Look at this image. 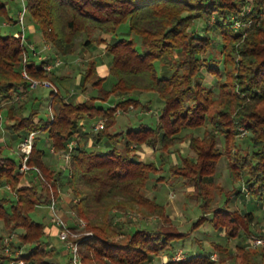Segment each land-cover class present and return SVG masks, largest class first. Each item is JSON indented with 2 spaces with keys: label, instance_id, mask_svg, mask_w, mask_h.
Listing matches in <instances>:
<instances>
[{
  "label": "trees",
  "instance_id": "trees-1",
  "mask_svg": "<svg viewBox=\"0 0 264 264\" xmlns=\"http://www.w3.org/2000/svg\"><path fill=\"white\" fill-rule=\"evenodd\" d=\"M27 10L55 54L71 55L78 47L80 52L97 42L105 44L112 58L105 76L98 75L94 59L82 71V91L90 84L97 94L75 101L68 98V90L52 88L51 112L43 117L38 96L29 92L30 80L21 73L23 51L30 76L53 81L54 70L46 71L45 65L55 55L40 58L15 33L0 30V117L5 111L7 127L20 137L38 132L27 163L39 166L53 188L61 186L70 193L74 220L77 225L85 222L78 238L83 264H149L163 251L170 255L163 264H264V245L252 252L243 242H237L235 250L230 247L231 238L255 234V212L232 210L226 204L214 207L210 190L224 156L232 176L255 199L264 201V0H27ZM0 14L9 22H19L1 0ZM195 20L205 21L203 33L193 28ZM211 26L220 36V57ZM207 73L217 77L218 90L205 79ZM110 76L114 81L106 88L104 82ZM145 91L157 92L163 103L156 123L110 130L119 108L151 106V100L139 98ZM25 93L28 97L20 100ZM112 95L117 99L112 105L99 103ZM212 107L216 108L213 113ZM100 117H106V124L96 128ZM240 125L251 132L246 147L239 141ZM200 126L202 136L180 134ZM39 133L54 153L66 151L69 142L75 141L66 166L57 168L45 160L46 150L39 144L44 137ZM186 136L196 155L170 163V172L193 186L189 195L200 201L204 212L198 224L210 221L215 229L225 230L226 239L211 241L209 252L175 260L171 257L174 243L188 233L173 226L165 205L145 193L151 174L161 167L139 159L136 151L148 144L159 151L165 164L170 147ZM102 142L109 144L107 149L97 148ZM3 148L0 187L8 185L13 193L0 196V223L8 233L20 229L12 248L27 244L20 257L29 264H61L60 250L47 234L51 217L47 222L31 215L40 203L49 207L51 189L36 171H30V178L21 172V154L18 158L3 154ZM130 209L156 214L170 224L149 228L115 218ZM76 223L71 224L73 229ZM3 236L0 232V242ZM11 258L0 243V263Z\"/></svg>",
  "mask_w": 264,
  "mask_h": 264
},
{
  "label": "rangeland",
  "instance_id": "rangeland-1",
  "mask_svg": "<svg viewBox=\"0 0 264 264\" xmlns=\"http://www.w3.org/2000/svg\"><path fill=\"white\" fill-rule=\"evenodd\" d=\"M1 1L6 3L7 11L14 20H18L20 10L24 9V5H26V10H27V0L25 2H23V0H1ZM24 19H25L24 20L25 32L27 35V43H28L26 45L29 46L31 49H33L35 53L38 56H40V58H50L51 56L55 55L54 58L55 59L58 58L60 60V63L54 66L53 68L54 70L53 72L55 76L54 81L47 77L45 78L33 77V78H37L39 80H44V79L51 80L55 86V88L53 89L58 88L63 92L65 90H68L69 91L68 98H72L75 101H78L77 95L79 96L83 94L86 96V98H88L93 94H97V89L93 88V86L90 84L88 85V89L86 91H82L80 77L82 71L86 66V62L90 61L91 59L97 60V66L101 65V63L104 62L109 63L111 61L112 59L111 56L106 53L105 44L96 42L90 49L89 48L84 50L82 49L80 52H79L80 47H78V52L71 55L55 54L53 46L44 39L42 33L37 30L35 24L33 22H30L31 19L28 10L25 13ZM212 21H214V18L209 20L210 23ZM29 23H33L35 29L32 28V30H30ZM204 23L205 21L195 20L193 22V28L198 27V31L201 33L203 27H205ZM0 30L7 33H15L18 31H22L23 28L19 22L16 23L9 22L8 18L5 15L0 14ZM211 32L214 35L213 43L215 46V50L218 56L220 57V54L218 53L221 47V41L219 39L220 36L214 26H211ZM30 36H32L33 38L31 37L32 38L31 39ZM81 38L84 39V35H82ZM54 58L51 60H54ZM24 64L25 63L23 58L21 73L25 78H28L31 82V79L24 75V66H25ZM64 73H69L70 74L69 77L62 79L60 75ZM205 79L209 83L215 84L216 85L215 88L216 90H218V81L216 76L207 73L205 74ZM113 81L114 78L112 76L108 77L104 82V86L106 88H110L113 84ZM29 89H30L29 92H32L34 94V97L36 95L38 96L37 101L40 107V115L43 117H47L51 112V109L49 107V97L52 88L46 87L44 84H42V82H39L36 86H32L30 83ZM28 93L22 95L21 96L22 99L20 98V100H25V98L28 97ZM138 95L142 102L151 100L152 101L151 106L148 108L146 107L144 108L142 106L135 107L133 105H130L127 111H124L122 108H119L115 113L116 122L110 127V130L115 131L121 129H128L129 127H138L142 122H146L150 124L156 123L161 111V107L163 105L157 92L145 91ZM33 100H35V98H32L28 101V108H27L28 111L31 108V104ZM116 101H117L116 97L112 95L106 101L99 100V103L101 105L108 106V105H112ZM215 110L216 108L212 107L211 113H213ZM1 115L3 121L1 122L0 125V137L4 139V142H0V146L5 144H11V148L9 146H5L3 148V154H9L16 158H18L20 154L22 155L23 157L22 164L24 163V161H26L25 163L29 167L22 170L20 166L21 172L25 173L26 177H29V173L31 170L37 172L39 177H41L42 180L49 185L51 189L50 190L51 198L52 196L56 197L61 215L67 220L70 226L71 224L73 226L74 223H76V221L74 220L75 217L73 216V212L69 208V202L71 199L70 193L67 191V189L61 186L53 188L49 184L50 183L49 179L45 175L44 171L39 166L30 165L27 163V159L32 152L35 136L37 135L38 132L34 134L33 143L30 148V151L25 152L23 150L24 147L23 143L26 137L30 135V132L25 134L23 137H20L18 133L11 132V130L6 125V121H7L6 112L3 111ZM99 120H102L103 123L106 124V120H107L106 117H100L99 119H97L96 122H98ZM239 131L240 133L238 137L240 143L244 147L248 146L249 144L248 139L251 133L249 128H247L245 125H240ZM203 133H204V127L200 126L195 128H187L183 130L180 134H194V135L202 136ZM13 134L14 136H12ZM39 134L40 136L44 137L41 138L39 144L46 150L45 160L52 163L57 168H62L63 166H65L69 162V159L65 158L64 151L59 153H54L53 151H51L52 148L48 139L45 137L43 133H39ZM102 143L98 144L97 148L107 149L108 147L102 145ZM222 144H223V139L221 138L219 145L221 146ZM143 145H148V144H143ZM185 155H189V156L196 155L195 151L192 150L190 147V139L187 136L181 143L170 147L169 151L166 154V160L168 162H166L165 164L161 162L159 151L155 150V148H153L152 151L151 149H149V152L144 158V161L146 162L154 161L159 167H161L160 171L151 174L145 193L148 194L150 197H156V199L160 203L165 205L166 211L171 217L173 226L175 225L181 232L188 233L186 237L178 239L174 243L175 248H174V252L171 254V257L175 260H179L177 258L178 255L180 257L183 256L186 257L187 255L191 256L197 253L209 252L213 249L211 241L213 240L225 241L226 239L225 230L215 229L210 221H206L203 224L202 223L198 224L199 223L198 220L204 215V212L200 204V201L197 198H195L193 194L189 195V193L193 190V186L188 185L181 177H174L170 172V163L181 161L182 157ZM26 156L27 159L25 160ZM67 172L68 171L65 170L64 174H66ZM159 176H164V177L158 180L157 178ZM27 180L28 179L25 178V181ZM238 189L239 192H235ZM210 190L214 198L212 203L214 207L224 206L226 204L232 210H238V209L242 211L252 210L256 214L257 219L253 227L255 234H251L249 237L245 239L243 237L231 238L230 239L231 249L233 250L236 249L237 242H243L244 244L247 245L246 247L247 250H249V252H252L254 250L255 251L259 250V248H261V246L264 245V201L255 199L249 193L247 186L245 184H242L241 181L237 180L232 176L230 169L228 167V161L224 156L221 157L218 163V168L215 173L214 183L213 185L210 186ZM12 193L13 191L10 189L8 185H4L0 187V196L12 195ZM31 215L33 218L37 220L48 222V220H50L51 217V210L47 206V203H40L34 208V210H32ZM208 215H212V214H208ZM115 218L119 221H127V222L132 221L135 223L134 225H138L142 227L146 226L149 228L161 226L163 224L165 226V224L167 225V223L170 224V222L162 220L156 214L145 215L141 212L134 211L131 209L126 211H120L119 214L115 215ZM79 222L80 225L79 224L77 225L76 223L75 225L77 228L74 230H76L79 233V235H81V233L84 231H81L80 226L82 227L85 224V222L82 221ZM49 226H56V225L54 223H50ZM132 227L134 226L132 225ZM18 231H20V229H16L15 232L8 233L6 228L4 227L3 222L0 223V232L4 234L0 243L3 246V252H5L6 254L15 255V253H18L19 255H21L20 253L25 251L27 244L12 248V242L17 241ZM88 232L90 231H86L85 233L87 234ZM50 240L60 250L59 261L61 262V264H72L70 260V256L65 255L63 253L64 249H66V246L63 243V241L60 239V237L58 235L51 236ZM165 254H166V259H165ZM169 257L170 255L168 251H163L160 255L155 256L149 264H163L165 260H167ZM213 257L215 258L218 257L217 251L213 253ZM25 262L26 264H29L28 261ZM0 264H12V262L10 261V259H8ZM223 264H237V263L232 261H227Z\"/></svg>",
  "mask_w": 264,
  "mask_h": 264
},
{
  "label": "built area",
  "instance_id": "built-area-1",
  "mask_svg": "<svg viewBox=\"0 0 264 264\" xmlns=\"http://www.w3.org/2000/svg\"><path fill=\"white\" fill-rule=\"evenodd\" d=\"M25 1L26 0H23V2H25ZM26 11H27L26 5H24V9L20 10L19 17H18L19 23L21 24L23 30L15 32V35L21 39V43L23 45L28 44L27 43V35L25 32V21H24ZM23 58H24V63H26L27 52L25 49L23 51ZM59 63H60V60L58 58H56V59L54 58V60L47 62L45 65L46 71L53 70L54 66L58 65ZM24 75L31 79L30 83L32 86H36L39 82H42V84H44L46 87L55 88L54 83L49 79L39 80L37 78L31 77L28 74L25 66H24ZM103 126H104V123L102 120H99L95 125L96 128H103ZM35 133H36L35 131H32V132H30V135H28L26 137V139L23 143L24 144L23 150L25 152L30 151ZM74 145H75V141L71 140L68 144V149L66 151H64V156L66 159L70 158V150L72 149V147ZM26 159H27V156L25 157V160ZM25 162L26 161H24V163L21 165L22 170L29 167ZM49 207L51 210L52 223H54L56 226H58L57 235L60 237V239L65 244L67 251L69 253V256H70L71 263L72 264H83L82 259H81L80 250H79V239L78 238L80 235L76 230H74L72 228V226H70L68 224L67 220L61 215L59 205H58V201H57L55 196H52L51 201L49 203ZM88 233H91V232H88ZM258 241H259V239H258ZM183 257H180L179 255L177 256L178 259L183 258ZM10 261L12 262V264H26V262H25L26 260L21 258L18 253H15V255H12V258L10 259Z\"/></svg>",
  "mask_w": 264,
  "mask_h": 264
},
{
  "label": "crops",
  "instance_id": "crops-1",
  "mask_svg": "<svg viewBox=\"0 0 264 264\" xmlns=\"http://www.w3.org/2000/svg\"><path fill=\"white\" fill-rule=\"evenodd\" d=\"M30 22H32V21H30ZM32 28L33 29H35V26H34V24L33 23H29V29L30 30H32ZM33 36V35H32ZM32 36H30V38L32 37ZM33 38V37H32ZM31 38V39H32ZM109 66H110V62L109 63H101V65H98L97 66V72H98V75L99 76H105V75H107L108 73H109ZM77 98H78V101H81V100H84L85 98H86V96L85 95H77ZM3 121V118H1L0 117V125H1V122ZM11 135V134H10ZM12 136H14V134L12 135ZM13 139V138H12ZM7 140V139H6ZM8 141V140H7ZM0 142H4V139L2 138V137H0ZM102 145H105L106 147H108V143L107 142H103L102 143ZM3 147H5V146H9L10 148H11V144H5V145H2ZM149 149H151V151L153 150V148L151 147V146H148V145H142V146H139L138 148H137V156H138V158L139 159H141V160H144V158L146 157V155H147V153L149 152ZM66 166V165H65ZM64 167V166H63ZM67 201V200H66ZM65 203V202H64ZM57 231H58V227H56V226H48V228H47V234H48V238H49V240H50V237L51 236H55V235H57ZM50 242L52 243V244H54L51 240H50ZM63 253L65 254V255H69V253H68V251H67V248L66 249H64V251H63ZM164 256V255H163ZM162 256V257H163ZM165 259H166V254H165Z\"/></svg>",
  "mask_w": 264,
  "mask_h": 264
}]
</instances>
